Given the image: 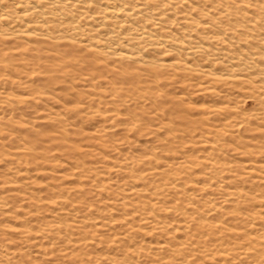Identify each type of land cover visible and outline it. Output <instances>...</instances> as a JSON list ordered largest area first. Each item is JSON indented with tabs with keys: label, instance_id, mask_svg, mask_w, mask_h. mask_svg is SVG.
<instances>
[{
	"label": "rangeland",
	"instance_id": "1",
	"mask_svg": "<svg viewBox=\"0 0 264 264\" xmlns=\"http://www.w3.org/2000/svg\"><path fill=\"white\" fill-rule=\"evenodd\" d=\"M0 17V264H264V0Z\"/></svg>",
	"mask_w": 264,
	"mask_h": 264
},
{
	"label": "bare ground",
	"instance_id": "2",
	"mask_svg": "<svg viewBox=\"0 0 264 264\" xmlns=\"http://www.w3.org/2000/svg\"><path fill=\"white\" fill-rule=\"evenodd\" d=\"M19 6L20 5H17V7H19ZM26 11L27 10L22 11L21 16H23V17L26 16ZM105 12H106V15L109 16L108 18H110V19L114 18V20H116V18H118V17H124V20H123L124 23L128 21L127 19H130V15H128L126 9H123V6H121L117 3H112V5L107 6L105 8ZM59 14H57V16H59V17L63 15V13H59ZM5 19H6L5 17H0V21H4ZM114 22H116V21H114ZM75 30H77V27H73L72 31L75 32ZM151 38H152V35H149V33L145 32V31H142L140 33L139 39L142 41H149V40H151ZM157 44L161 45V44H163V42H157ZM114 54L120 55V52L115 51ZM258 264H261V263L258 262Z\"/></svg>",
	"mask_w": 264,
	"mask_h": 264
}]
</instances>
